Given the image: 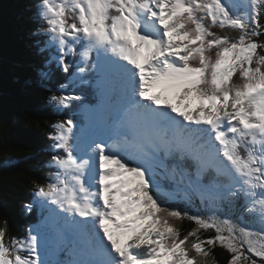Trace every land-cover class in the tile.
<instances>
[{
  "label": "snow or ice",
  "instance_id": "obj_1",
  "mask_svg": "<svg viewBox=\"0 0 264 264\" xmlns=\"http://www.w3.org/2000/svg\"><path fill=\"white\" fill-rule=\"evenodd\" d=\"M35 17L43 58L24 86L59 72L57 110L93 83L116 108L99 127L49 125L56 171L24 205L48 215L23 236L3 221L0 264H218L217 247L228 264H264V0H38ZM157 169L208 213L161 200L175 194ZM184 220L195 227L182 234Z\"/></svg>",
  "mask_w": 264,
  "mask_h": 264
},
{
  "label": "trees",
  "instance_id": "obj_2",
  "mask_svg": "<svg viewBox=\"0 0 264 264\" xmlns=\"http://www.w3.org/2000/svg\"><path fill=\"white\" fill-rule=\"evenodd\" d=\"M36 5L34 0H0V226L8 221L9 236H21L28 228L27 216L38 209V204L31 212L24 209L34 201L36 184L52 182L54 170L40 151L44 141L51 142L49 125L59 120L50 113L48 87L66 82L58 72L48 87L35 82L24 86L29 77L35 81L33 66L43 58L30 35L36 26ZM179 226L182 234L192 228L186 220ZM203 235L215 233L209 230ZM214 256L218 264H228L230 255L222 248L217 247Z\"/></svg>",
  "mask_w": 264,
  "mask_h": 264
},
{
  "label": "clouds",
  "instance_id": "obj_3",
  "mask_svg": "<svg viewBox=\"0 0 264 264\" xmlns=\"http://www.w3.org/2000/svg\"><path fill=\"white\" fill-rule=\"evenodd\" d=\"M50 146H51V144L47 145V141H44V144L41 146L40 151H42L43 153L47 154V152H45L44 150H47L48 148H51Z\"/></svg>",
  "mask_w": 264,
  "mask_h": 264
},
{
  "label": "rangeland",
  "instance_id": "obj_4",
  "mask_svg": "<svg viewBox=\"0 0 264 264\" xmlns=\"http://www.w3.org/2000/svg\"><path fill=\"white\" fill-rule=\"evenodd\" d=\"M36 52H37V49H36ZM35 56H36V57H39L38 54H35ZM47 87H48V85H47ZM48 88L51 90V92H55V91H57V89H58V88H55L54 86L51 87V85H50V87H48ZM251 221H253V220H251Z\"/></svg>",
  "mask_w": 264,
  "mask_h": 264
},
{
  "label": "bare ground",
  "instance_id": "obj_5",
  "mask_svg": "<svg viewBox=\"0 0 264 264\" xmlns=\"http://www.w3.org/2000/svg\"><path fill=\"white\" fill-rule=\"evenodd\" d=\"M163 188H164V186H163ZM164 198H166V197L164 196ZM174 200H175V199H172V200L168 201V200L166 199V201L168 202V204H170L171 207H172V205H173ZM205 215H206V214H205Z\"/></svg>",
  "mask_w": 264,
  "mask_h": 264
}]
</instances>
